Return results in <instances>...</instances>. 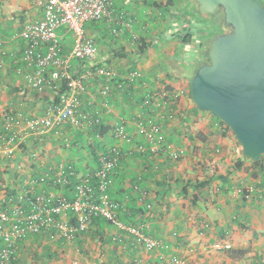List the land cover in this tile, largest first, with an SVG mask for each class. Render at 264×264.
Masks as SVG:
<instances>
[{
  "label": "crops",
  "instance_id": "0c3cea01",
  "mask_svg": "<svg viewBox=\"0 0 264 264\" xmlns=\"http://www.w3.org/2000/svg\"><path fill=\"white\" fill-rule=\"evenodd\" d=\"M113 2L119 12L126 9L134 14L132 30L139 32L141 41L132 42L124 19L119 36L107 23L88 24L90 38L120 76L106 96L103 78L88 75L83 79V100L91 104L92 116L100 118L108 131L95 138L85 122H69L44 140L30 139L8 164L0 157V191L19 189L69 197L68 187L51 182L41 185L39 177L60 165L73 166L79 176L93 172L98 153L115 147L121 158L113 172L111 196L120 206L117 215L125 225L168 246L166 256L184 264H264V157L258 165L246 159L233 132L194 106L189 83L198 64L193 76L175 80L162 63L165 59L197 60L193 58L198 47L195 42L184 43L182 32L189 27L200 30L201 24L169 18L158 7L165 9V0ZM193 3L175 0L174 6L191 9ZM41 16L30 0H0V41L6 51L20 55L25 43L16 35L26 22ZM142 41L150 46L144 53L139 52ZM135 70L143 78L130 85L125 78ZM81 72L84 69L77 67L76 76ZM164 91L176 92L178 98L165 97ZM147 95H152L150 105L144 103ZM55 98L50 89L33 91L13 65L0 68V131H7L6 113L13 112L18 119L42 117ZM147 115L161 123L166 142L181 153L178 160L171 150L154 147L142 135L138 123ZM121 124L131 142L112 135ZM140 146L145 150L140 151ZM238 162L242 167L234 172ZM239 189L243 192L238 193ZM20 253L19 264H167L160 260V251H147L126 230L101 219L73 242L31 236L20 243Z\"/></svg>",
  "mask_w": 264,
  "mask_h": 264
},
{
  "label": "built area",
  "instance_id": "2783aa9c",
  "mask_svg": "<svg viewBox=\"0 0 264 264\" xmlns=\"http://www.w3.org/2000/svg\"><path fill=\"white\" fill-rule=\"evenodd\" d=\"M30 1L40 9L42 16L26 22L16 35L25 43L20 55L6 51L0 41V68L13 65L15 72L24 78L33 91L43 93L50 89L56 93V98L42 117L18 119L13 112L5 114L4 126L7 131H0V157L4 158L5 164L11 162L18 152L24 151L30 139H35L34 142L44 140L52 131L69 122L75 125L85 122L88 128L94 130L95 138L104 135L100 118L92 116L91 104L83 100V79L88 75L103 78L106 82L103 94L106 96L111 92V84L120 76L108 66L107 57L100 53L90 38L88 24L107 23L112 26L111 32L119 36L124 19V29L130 30L132 42L141 41L139 32L132 30L136 24L134 14L126 9L119 12L113 0ZM168 17L176 18L174 13L168 14ZM77 67L84 69L78 77ZM126 78L133 85L136 81H142L143 75L135 70ZM164 96L176 99L178 93L164 91ZM144 103L150 105L152 95H147ZM138 125L142 135L154 147L163 146L171 150L173 159L181 157V153L173 151L172 145L166 142L161 123L151 115L145 116ZM112 135L116 139L132 141L124 124L116 127ZM139 149L145 150L143 146ZM120 158L121 151L112 147L98 153L97 168L93 172L79 176L73 166L60 165L39 177L41 185L51 182L62 188L68 187L69 197L45 192L32 194L19 189L12 190V194H7V190L0 191V264H12L19 260L20 243L31 236L46 237L51 242H73L87 233L95 220L100 219L126 230L147 251H160L161 261L184 264L177 257L166 256L164 250L168 246L119 220L117 212L120 206L112 199L111 190L113 172ZM1 172L0 168V175ZM237 192L242 193L243 190ZM225 248L230 249L231 245Z\"/></svg>",
  "mask_w": 264,
  "mask_h": 264
},
{
  "label": "water",
  "instance_id": "95a60500",
  "mask_svg": "<svg viewBox=\"0 0 264 264\" xmlns=\"http://www.w3.org/2000/svg\"><path fill=\"white\" fill-rule=\"evenodd\" d=\"M207 20L223 14L229 33L210 44L209 62L191 78L194 106L228 126L243 156L264 157V4L263 0H194Z\"/></svg>",
  "mask_w": 264,
  "mask_h": 264
},
{
  "label": "trees",
  "instance_id": "16d2710c",
  "mask_svg": "<svg viewBox=\"0 0 264 264\" xmlns=\"http://www.w3.org/2000/svg\"><path fill=\"white\" fill-rule=\"evenodd\" d=\"M194 1V0H192ZM174 2L175 0H169L167 2V6L166 8L164 9L161 5L158 6L160 8H162V10H164L165 12H169L168 14H175V17H179L181 19H186V20H190V22L192 23H200V24H203L207 26V30H199L198 34H199V37L198 39L196 38V34L195 32L192 30V27H189L187 30H184L182 32V34L185 33V35H182V41L184 43H188V44H191L192 42H195L196 46L198 47V57L197 59L199 58L198 60V67H200L201 65L203 64H206L209 62L208 60V50H209V47H210V44L212 43V41L215 39L216 36L220 35V34H225L226 31L225 30H222V31H217L218 28H222V27H226L224 25V17H223V14L221 13L220 15L217 16V23L215 24V28L213 29L212 27L214 26L211 21H208L206 20V23H201L199 22V20L197 19V15L200 16L199 18L203 19L204 18L200 15L199 11H198V6L197 4L194 2L195 6L196 7H193V8H189L188 6L185 8V9H182L180 8L181 5L179 7H176L174 6ZM157 5V4H156ZM155 5V6H156ZM183 6V5H182ZM217 28V30H215ZM227 28V27H226ZM225 32V33H224ZM149 44H147L145 41H142L141 42V46L139 48V52L140 53H144L146 50H148L149 48ZM223 123V122H222ZM224 124V123H223ZM224 126L227 128V130L231 131V129L226 126L224 124ZM102 129V134L106 133L108 130L104 127L101 128ZM262 161V159L259 161V162H254L255 165H258L260 164ZM242 167V162H238L235 167H234V172H236L237 170H239L240 168ZM203 186H205V184H202ZM6 193L8 194H12V191L10 190H7ZM231 256L234 257V254H235V251H231ZM19 260L17 261H14L12 264H19Z\"/></svg>",
  "mask_w": 264,
  "mask_h": 264
},
{
  "label": "rangeland",
  "instance_id": "374dc122",
  "mask_svg": "<svg viewBox=\"0 0 264 264\" xmlns=\"http://www.w3.org/2000/svg\"><path fill=\"white\" fill-rule=\"evenodd\" d=\"M188 4H190V3H188ZM194 4V3H193ZM192 4V5H193ZM193 6H195V4L193 5ZM187 7V5H181V7L180 8H182V9H185ZM196 7V6H195ZM197 15V19L199 20V22H201V23H206V20L204 19H201V18H199L200 16H198V14H196ZM208 21H211V23L214 25L212 28L214 29L215 28V24L217 23V17H215V18H213V19H210V20H208ZM207 30V26L206 25H204L203 26V24H201V27H200V31L201 30ZM196 30V29H195ZM215 30H217V28L215 29ZM222 30H225V31H227L228 30V28H226V27H220V28H218V30L217 31H222ZM208 31V30H207ZM195 32V34H196V38L198 39V37H199V34H198V32H199V30L197 29L196 31H194ZM225 33V32H224ZM198 57V54H195L194 55V58L193 59H195V58H197ZM184 58H182V61L181 62H178V61H175V60H171V59H165L162 63L164 64V66H165V68H166V71L170 74V76L173 78V79H175V80H178V79H180L181 77H183L184 75H189L190 77L191 76H193V74H194V72H195V69H194V66L196 65V64H198V60H199V58L197 59V60H195V61H193V62H189L187 59L188 58H185L184 60H183ZM198 110V109H197ZM199 112H202V111H200V110H198Z\"/></svg>",
  "mask_w": 264,
  "mask_h": 264
},
{
  "label": "flooded vegetation",
  "instance_id": "af4514ba",
  "mask_svg": "<svg viewBox=\"0 0 264 264\" xmlns=\"http://www.w3.org/2000/svg\"><path fill=\"white\" fill-rule=\"evenodd\" d=\"M231 31V29L230 28H228V30L226 31V33H229Z\"/></svg>",
  "mask_w": 264,
  "mask_h": 264
}]
</instances>
